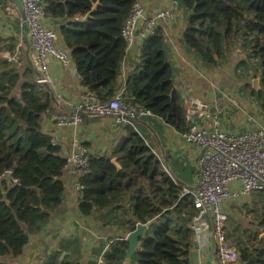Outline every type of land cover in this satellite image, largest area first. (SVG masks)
I'll return each instance as SVG.
<instances>
[{"label":"trees","instance_id":"16d2710c","mask_svg":"<svg viewBox=\"0 0 264 264\" xmlns=\"http://www.w3.org/2000/svg\"><path fill=\"white\" fill-rule=\"evenodd\" d=\"M137 1L43 0L47 18L61 22L57 33L74 63L80 88L97 94L102 103L121 89L128 53L122 30ZM175 1L186 19L182 47L206 67L236 59V77L244 82L240 91L264 117V0ZM0 43L16 53L14 37ZM35 74L30 65L21 73L7 60L0 61V176L13 170L20 181L0 182V264H6L3 258L25 255L32 236L49 223L69 190L62 180L67 165L63 142L53 144V135L43 129L45 119L60 111L46 86L34 80ZM257 79L260 90L254 88ZM125 85L128 102L151 110L178 133L187 130L163 27L141 42L140 65ZM160 153L155 138L132 130L111 154L90 155L89 170L81 179L79 211L85 217L105 212L97 217L130 233L138 225H149L130 260L129 243L116 239L99 264H191L197 210L193 197L182 195V184L192 182L196 170L185 167L176 174ZM262 233L254 230L237 241L242 264H264ZM64 251L47 264H72L60 259Z\"/></svg>","mask_w":264,"mask_h":264},{"label":"crops","instance_id":"0c3cea01","mask_svg":"<svg viewBox=\"0 0 264 264\" xmlns=\"http://www.w3.org/2000/svg\"><path fill=\"white\" fill-rule=\"evenodd\" d=\"M8 2L10 3L7 1L0 5V40L9 37L16 39V53L12 55L19 59L21 67L13 65L21 73L24 72L26 65H30L36 72L34 79L36 81L37 69L33 63L34 54L31 45L28 47L24 43L21 15L18 9L7 4ZM143 4L146 14L149 16L167 8L173 9L176 13L175 19L162 27L170 61L176 69V88L181 99H183L184 89L190 84L211 110L217 108L223 110L220 120L227 131L240 133L264 128V117L261 111L249 97L240 91L244 82L236 77V59L224 61L216 67L204 66L192 52L186 51L181 45L180 39L185 30L186 19L179 11L177 2L175 0H144ZM47 24L57 33L56 21L47 18ZM57 42L64 49L58 33ZM1 44L0 61L6 60V53L10 52ZM139 65L140 46L128 49L121 69V89L126 83L129 73H134L136 66ZM52 72L51 89H53L56 106L60 111L56 115L69 116L75 113L76 107L80 104L81 93L84 91L80 88L74 63L71 62L65 66L58 65V62L53 61ZM54 117L45 119L43 129L52 134L53 138L57 139V143L60 140L63 142L66 159L70 154L69 144L74 143L84 146L90 155H109L119 142L134 130L142 135L148 134L157 140L164 163L176 174H180L182 168L185 167H191L196 172L199 168L202 151L196 146L188 144L180 136V133L156 117H143L136 122L134 128L129 125H119L112 117L85 113L84 121L75 134L67 129H56ZM198 121L209 128L214 125L210 119L204 122L199 118ZM196 172L192 182H183V187L195 184ZM188 179L191 180V177L188 176ZM71 180L73 184L68 187L69 190L63 205L53 213L49 223L39 233L32 236L25 255L16 259L7 257L1 261L6 264H47L52 257L54 258L59 252L66 250L63 259L70 256L69 262L72 264H99L101 262L99 258L103 257L104 251L108 248L106 245H110L111 241L116 239L126 241L130 232L125 227L119 225L112 227L97 217L104 215L105 212L94 217H85L79 211L78 205L81 199L74 188L76 176L74 179L71 177ZM230 188L232 191H240L242 184L236 181L231 183ZM224 210L229 216V243L234 245L237 250L236 243L240 238L246 240L254 230L264 231L262 224L264 218L263 193H256L251 197L242 195L239 198L231 199L224 203ZM233 221H239L240 224L235 225ZM201 227L207 236V244L197 245L192 241L191 264H217L216 254L213 251L210 220L206 218ZM84 247L90 249V255L84 254ZM131 258H127V260Z\"/></svg>","mask_w":264,"mask_h":264},{"label":"built area","instance_id":"2783aa9c","mask_svg":"<svg viewBox=\"0 0 264 264\" xmlns=\"http://www.w3.org/2000/svg\"><path fill=\"white\" fill-rule=\"evenodd\" d=\"M20 1L29 26L33 63L37 69L36 82L52 88V62L67 66L72 60L67 51L59 46L56 31L47 24L43 0ZM143 1L138 0L133 5L123 26L122 35L128 43L129 50L140 46L146 37L154 34L159 27L171 23L176 16L171 8L162 9L149 16L146 14ZM5 59L21 67L15 55L7 53ZM126 92L124 84L115 97L107 103H102L97 94L83 91L75 113L69 116L59 114L54 117L56 129H67L75 134L84 121L83 113L112 117L117 124L134 128L141 118L154 117L151 110L128 102ZM182 100L188 127L180 136L188 144L202 151L195 184L183 187L182 192L183 196L193 197L197 210L192 225L193 242L197 245L207 244V236L201 224L208 218L212 225L213 251L217 264H242L239 251L229 243V216L224 210V203L242 195L251 197L256 193L264 194V128L240 133L227 131L220 120L223 110L219 108L211 110L190 84L184 89ZM199 118L204 122L207 119L212 120L213 127L204 126L198 121ZM52 142L57 144V139L53 138ZM69 147L70 154L65 169L71 166L75 170L74 188L82 199L84 186L81 179L89 170L90 154L84 146L76 143L69 144ZM4 180L13 185H20L13 170H8L0 176V182ZM236 181L242 184V190L232 191L230 185Z\"/></svg>","mask_w":264,"mask_h":264},{"label":"water","instance_id":"95a60500","mask_svg":"<svg viewBox=\"0 0 264 264\" xmlns=\"http://www.w3.org/2000/svg\"><path fill=\"white\" fill-rule=\"evenodd\" d=\"M7 1H10L11 3H13L20 13L21 18H22V32L24 35V43L28 47H30L29 26L27 24V18H26V14H25L23 5H22L20 0H0V5L7 2ZM89 16L90 15H88L84 19L85 22H87L89 20ZM56 25L57 26L61 25V22L56 21ZM253 84H254V88H256L257 90H260L261 87H260V80L259 79L255 80ZM45 86L48 89V91L50 92L51 96L55 100L54 92L51 89V87L48 85H45ZM113 163L115 165L119 166L117 159H114ZM75 176H76L75 170L71 166H69L67 169H65L62 180L67 187H71L73 184L71 177L74 179ZM148 227H149V225H138L137 229L128 235V237L126 239V241L129 243V250L127 253L128 259L131 258L134 255V253L136 252V250L139 246L140 240L142 238H144L146 235V231H147ZM261 239H264V233L261 235Z\"/></svg>","mask_w":264,"mask_h":264},{"label":"rangeland","instance_id":"374dc122","mask_svg":"<svg viewBox=\"0 0 264 264\" xmlns=\"http://www.w3.org/2000/svg\"><path fill=\"white\" fill-rule=\"evenodd\" d=\"M6 55H7V53H6ZM191 173H192V172H191ZM192 176H193V175H192ZM193 177H194V176H193ZM233 223H234L235 225H236V224H237V225L240 224L239 221H238V222L233 221ZM228 232H229V231H228ZM106 246L109 247L110 245H106ZM89 250H90V249H89L88 247H84V248H83V252H84V254H89V255H90L91 253H90ZM106 250H108V249H106ZM106 250L104 251V253L106 252ZM66 252H67V251H65V252L61 255L60 259H63V258H64V254H66ZM75 254H76V253H75ZM87 257H88V256H87ZM66 258H67V259H66L67 262L71 259L70 256H68V257H66ZM53 260H54V258L52 257V258H51V261H53ZM79 261H80V260H79ZM84 262H85V261H84ZM84 262H83V263H84Z\"/></svg>","mask_w":264,"mask_h":264}]
</instances>
